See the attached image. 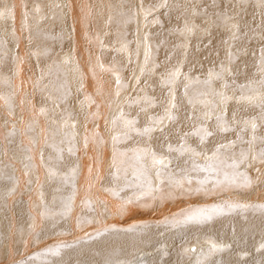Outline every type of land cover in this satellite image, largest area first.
Wrapping results in <instances>:
<instances>
[{
    "label": "bare ground",
    "instance_id": "1",
    "mask_svg": "<svg viewBox=\"0 0 264 264\" xmlns=\"http://www.w3.org/2000/svg\"><path fill=\"white\" fill-rule=\"evenodd\" d=\"M156 1L158 4L154 7L159 9V13L156 21H152L145 32L142 30L143 26L138 25L137 33L135 23L134 28L128 27L126 31L117 29L119 31L116 32L119 36H124L126 32L129 34L133 30V40L119 38L112 42L109 37L113 31L108 26V19L112 15L107 11V0L100 1L105 5L101 9L104 23L101 30L95 27L96 24H92L94 22L91 15L88 17L84 13L88 0H57L59 10H56L55 1H51L50 7L54 8V12L45 11L46 15L42 16L32 12L40 8L39 0H0L3 2L0 5L2 24L12 25L11 29L16 28V32L19 31L20 34L23 33L22 29L25 30L24 38L22 36L15 47L11 46L4 52V46H1L3 44L0 45V92L8 94L9 98L8 113L5 116L9 121L0 123V156L4 157L0 160V264H264V185L259 182L253 184L251 177L235 170L230 172L222 169L221 162L215 168L211 166L215 161L225 160L221 144L226 143L229 148L231 142L234 146L239 141L240 151L251 147L250 157L246 160L251 161L253 158V161L263 163L264 159L260 157H264V142L261 143L264 140V105L261 104L264 98L253 105L254 99L243 94L244 85L256 88V93H259L258 87L263 85V81L261 77H257L258 72L251 77H239L237 88H226L228 80L235 76L228 77L223 71L224 67H221V43L226 46L228 36L221 32L213 34L212 23L202 21L203 18L212 17L209 16L211 14L205 15L203 10L227 12L228 28L235 31L234 36L238 39L244 37L241 42L250 43L251 39L246 32L253 28L258 11L264 8V0ZM152 8L144 9L150 11ZM235 15L238 16L240 29H237L233 21ZM35 17L40 21L35 22ZM126 21L130 23L128 19ZM33 23L41 30L44 25H48L39 33L32 32L42 42L41 45L36 42L38 48L33 53L45 50L55 62H58L59 57L69 55V59L63 61L68 65L62 63L61 67L63 65L70 68L73 73L70 82L75 84V87L71 85L74 94L69 93L67 81H55L64 87L63 101L73 104L76 108L75 117H78L73 126L74 142L69 139L66 144L63 143L65 150H51L47 146L43 162L47 165V173H51L50 177L57 179L51 178V182L46 185L43 182L44 169L34 152L28 156L23 155L30 159L24 169L21 164H5L9 156L5 151L4 126L13 120L14 91L19 95L30 86L33 77L28 73L33 67L27 59L30 52L28 50V55L25 50L30 47L26 45L25 32ZM180 30L182 48L180 50L177 46L179 53L175 57L172 49L177 43ZM114 33L115 31L113 35ZM148 38L156 44L160 61H170L167 71L172 72L170 81L165 83L168 93L155 89L159 99L157 108L159 105L164 111L161 116L167 114L165 125L161 131L152 130L150 133L146 132L153 125L150 118L144 112V116L137 112L141 103L150 100L146 96L141 97L142 95L133 98L137 90L131 95L132 87L139 83L141 73L136 65L140 66L141 60L143 61L146 48L149 47ZM118 45H125L129 52L124 56L126 49L122 48L119 55L116 48ZM61 47L64 52L54 57V51ZM260 49L258 45L253 50L247 46L240 49L239 53L249 59L245 65L258 61ZM113 58H120L118 65L121 70L126 59L124 73L114 66ZM137 58L140 62L138 64ZM227 70L230 72L235 69L228 67ZM47 71L42 76L45 77ZM120 79L121 81L116 82ZM6 80L9 81V87ZM198 81H206L208 84V87H203L202 95L196 90L198 86L189 89L190 83ZM127 84L129 90H123ZM105 88L109 89V93ZM223 92L226 96L229 94L230 103H224V107H221ZM111 95L118 97L114 100L115 107L118 108L116 118L123 116V112H137L138 122L133 121L132 130L136 132L138 141L128 148V144H120L124 135H120L119 131L118 135L121 137L113 142L111 149V136L104 132V128L101 136L97 132L98 127L93 128L96 124L107 125L105 100H109ZM32 108L35 109L34 106ZM224 112L228 113L223 117L229 118V123L221 118ZM87 120L95 122L87 124ZM18 121L13 124L16 133L11 132L14 142L10 143L11 147L18 149L16 152L25 148L19 147L20 144H26L25 127H34L25 118H19ZM146 125L148 127L145 130ZM183 125L184 128H181ZM223 126L230 129L231 133H222L219 128ZM9 129L11 130L10 127ZM79 130L86 135L84 139L88 147L84 151L83 143H78L79 139L83 140L79 136ZM42 134L39 130L40 142ZM18 135L22 136L21 139ZM203 145L205 146L201 148ZM111 150L122 158L126 157V161L135 158L137 153L147 151L150 157L148 163L152 162L147 165L149 167L142 164L134 168L145 171L149 168L153 175L148 174L147 179L136 178L137 180H131L132 185H128L127 179H123V171L121 175L118 174L120 181L116 179L112 183V178L103 173L107 163L104 159ZM241 152L239 158L243 159L246 153ZM259 152L260 157H256ZM50 155L55 158L54 166L47 162ZM77 163L85 169L78 179V176L73 177L76 170L73 167ZM27 166L31 169L27 170ZM187 171L193 173L192 181L188 179ZM167 173L174 176L168 180L161 178ZM88 174L91 177L89 182ZM103 174L102 182H111L106 186V191L102 189L103 186H99ZM119 182L126 184L120 186L117 184ZM221 188H225L226 193L221 192ZM193 189L196 193L204 194V198L209 196L207 199L201 198V203L195 208H206L211 215L210 219L190 220L186 216L189 209L176 218L163 220L159 217L162 211L171 207L159 209L166 206L167 199L174 200L176 196L179 197V193ZM84 194L89 201L90 197L93 198V209L81 207L78 211L74 210ZM115 197L121 202L113 201ZM212 197H222L223 200L207 202ZM118 206L125 207L124 214L120 213L122 211ZM139 206L148 207L149 210L140 211L136 209ZM163 221V225L157 224ZM70 232H73L71 236ZM17 234L19 235L16 236ZM203 242L205 246L202 247ZM37 246V249H33Z\"/></svg>",
    "mask_w": 264,
    "mask_h": 264
},
{
    "label": "rangeland",
    "instance_id": "2",
    "mask_svg": "<svg viewBox=\"0 0 264 264\" xmlns=\"http://www.w3.org/2000/svg\"><path fill=\"white\" fill-rule=\"evenodd\" d=\"M51 1L52 2L55 1L56 10H59L60 5L57 4V0H54V1L53 0H39L40 8H38L37 10H35V9L32 10L33 14H35V15L37 14L39 16H42V15H46L45 11L54 12V8L50 7ZM100 1L103 2V0H88V4L86 7L87 10H85L84 13H86V15L88 17H90V15H91L92 19L91 18L90 19L93 20V22H94L92 24H94V25L96 24L95 27L97 29L101 30V28H103V26H104V23L102 21V16H101L103 11L101 13V9L103 7H105V5H102ZM107 3H108V6H106L107 11L109 14L112 15L111 18L108 19V26L110 28H112V29H110L111 31H113V32L115 31L114 35H113V32H112V34H110L111 36L108 35V36H110L109 39H110V41L112 40V42H115V40H117L119 38L120 39L124 38V39H128V40L129 39L133 40L132 39L133 38V35H132L133 30H131V33L128 31L129 34H127V32H126L124 34V36H119L118 35L119 33L117 34L116 32L119 30H122V29H123L122 31H124V30L126 31L128 27L134 28L135 23H136L135 29H136L137 33L139 32L138 25L140 27L143 26L142 30L145 32L147 26L150 23H152V21L153 22L156 21V16L159 13V12H157V11H159V9L154 7L155 5L158 4V1H156V0H107ZM216 3H218V2H216ZM1 4H3V2H0V5ZM148 7L149 8L153 7V8L149 11V10H146V9H148ZM144 8H146V9H144ZM202 12L205 15L211 14V15H209V16H212L211 18H203L202 21H203V23H208V22L212 23V26L214 27L213 34H217V33L221 32V34L226 33L228 36V43L226 44V46L221 43V53H222L221 54V67H224L223 71L227 73L228 77L230 75H235V76H233L231 80H228L226 88L230 89L229 86L237 88V83H240L238 80L239 77H243V76L251 77V76L255 75L254 73L257 74L258 72H260L257 77H261V80L263 81V85L261 87L260 86L258 87L260 90L259 93H256V88H250V87H246L244 85L243 86V88H244L243 94L244 95L246 94L247 96L250 95V97H252L254 99L253 105H255L257 103V100L262 101V99L264 98V8L261 9L260 11H258V14L255 18L254 26L251 29V31L246 32L248 34L249 38L251 39L250 43L241 42L244 40V37L241 40L238 39V37L234 36L235 31H232L230 28H228V24H227L228 19L226 18V14H228L227 12L223 13V12H218L215 10H203ZM230 12H231V10H230ZM95 15H97V16H95ZM202 16L205 17L204 15H202ZM94 17H96V18H94ZM241 18L243 20H245L242 16H241ZM46 19H48V17ZM51 19H53V17H51ZM56 19H58V18H56ZM127 19H128V22H130L129 24L126 21ZM237 19H238V16L235 15L233 18V21H234L237 29H240V28H238L239 22ZM34 20H35V22L40 21V19L38 17H35ZM1 21H2V19L0 17V45H1V43L3 44L1 46L2 47L4 46L3 50L5 52V51L9 50L11 48V46H14V45L16 46L19 44V42L21 41L20 38H22V36L24 35L25 30L22 29V32H23L22 34H20L18 31V33H19V35H18V33L16 32V28H15V30L11 29L12 25L2 24ZM25 22H27V18H25ZM99 22H100V24H99ZM104 22L106 23V17L104 18ZM25 24L26 23H24V26H25ZM47 26H48L47 24L44 25L42 30H41L40 28L37 29L36 28L37 26L33 23L29 27V30H26V32H25V35L27 37V44L26 45L30 46V47L25 49L26 53L28 55L30 52V57L28 56L27 59L31 62V64L33 66L29 69L28 73L30 75H33V77L31 79L30 86H28V88H25L24 90H22L19 93V95L16 93V91H14L15 94H14V98L12 100L14 111L13 112L11 111L13 113V120L10 121L9 124L6 123L7 126H4L5 138H6V142H5L6 149H5V151H6L7 156H9V159H6L5 164H9V163H17L19 165L21 164L22 169H24V168H26V165L29 164L28 162H30V159L28 157L25 158L24 156H28V155H30L31 152H34V155H36L38 158L39 164H41L43 169H44V173H45L44 177L45 178H44L43 182L45 185L49 184L51 182V178L57 179L55 177H50L51 173L50 174L47 173V169H48L46 167L47 165H44L45 163L43 162V157L46 155V153L48 151L47 146H49V148L51 150L64 149L63 143L66 144L69 139H72L74 142L75 136H74L73 126L75 125L74 120H76L78 118V117L77 118L75 117L74 113H75L76 108L73 107V104L70 101H67V102L63 101L64 100L63 99L64 87L61 85V83H58L55 81V80L63 81V82L67 81V86L69 84V89H68L69 93L74 94V90H73V87H71V85H74V87H75V84L70 82V81H72L71 76L73 73L71 72L70 68H65V66H63V65L61 67V64L63 63V61L65 59H69V55H66V57L64 56L62 58L59 57L58 62H55L52 59L53 57L51 55H47L50 53H46L45 50H41L40 46H39V49L41 51L38 53H33L38 48L36 42L38 41L39 44L42 43L40 38H38L37 36H34L33 33L34 32L39 33L41 31H43V29H46ZM79 26H81V23ZM186 26H188V25H186ZM117 29H119V30H117ZM126 35L130 38L126 37ZM178 35H179V37L177 39V43H176L175 47L172 49V52H173L175 57L179 53L177 50V46L180 48V50L182 48L183 38L181 36V30L178 32ZM23 38H24V36H23ZM211 40H213V39H210V41ZM229 41H230V43H229ZM257 45L260 46V48H261L259 51L258 58H257L258 61L253 62V63H247V65H245L249 59L246 58L244 55L239 53L240 49H243V47L247 46L253 50ZM148 46L149 47L146 48V53L143 57V61L141 60L140 66L136 65V67H139V69H140L139 72L141 73V76L138 77L139 83L137 86L132 87V89H131L132 93L131 92L130 93L132 95L133 92L135 90H137L133 98H136L138 95H139V97H140V95H142L141 97L146 96L149 98L150 101H148V99H147L146 103L140 104V108H137V112H140L143 116H144V114L142 112H144L150 118L151 125L153 124L151 126V130H146L148 126L147 125L145 126L146 132L150 133V131H152V130L161 131L165 125V120L167 119V114H165L164 116H161V115H163L164 111L160 109L159 105L157 108V104H158L157 102H159V99L156 95L155 89H159V90L163 91L164 93L165 92L168 93L165 83L170 81L171 77H169V76L172 74V72L167 71V66H168V64H170V61L169 62L160 61V58H159L160 52L157 53L156 44H154L149 38H148ZM116 48H117L118 53L120 55V53H121L120 49L125 48V45H124V47H121L120 45H118ZM28 50H29V52H28ZM66 51H68V50H66ZM62 52H64L63 48L62 47L58 48L54 51L55 54L53 56L56 57V54H60ZM127 52H129V51L126 49L124 56L126 55ZM119 59L120 58H118V59L113 58L112 63H114V66L120 72L124 73V71L126 69L125 68L126 59L124 60V65H123L122 70H121L120 66L118 65V64H120V62L118 61ZM128 61L130 62V60H128ZM138 63H140V62L138 61V58H137L136 64H138ZM63 64H67V63L65 62ZM240 66H241V69H240ZM228 67H231L232 70L235 69L236 71L233 70V71L228 72V70H227ZM46 70H48V71L44 77L42 75L46 72ZM68 71H69V73H68ZM197 73H199V71H197ZM228 73H231V74H228ZM129 79H131V78H129ZM119 81H121V79L117 80L116 82H119ZM221 82H222V80H221ZM6 83L9 87V85H10L9 81L6 80ZM190 86L191 87L189 89H191L194 86H198V87H196V90L198 93H200V95H202L203 87H206V86L208 87V84L206 81H203V82L198 81V82L190 83ZM127 87H128V84L126 85V88L123 87L122 89L123 90H125V89L129 90V89H127ZM105 89L109 93V89H107V88H105ZM254 90H255V92H254ZM79 92H81V90H79ZM198 93L194 92L195 95H198ZM131 97L132 96H130V99H131ZM37 98L39 99L38 102H37ZM116 98H118V97H116L115 95H111V98L109 97V100H105V104L107 105L106 111L108 114L107 125L103 124V126H102V124H96L97 126L94 125L93 128L98 127L97 132L100 134V136L103 135V128L106 130V131L104 130V132L107 135L111 136V138H112L111 146H110L111 149L114 145L113 142L118 141V139L121 137L118 135V133L120 132V135H124V136L121 138L122 141H119V142L123 146H124V144H128V146H127V148H128L135 141H138L136 132H134L132 130L133 121L137 120V122H138L137 112L136 113L123 112V116H119L118 118H116L115 113H117L116 111L118 110V108L115 107L116 103L114 100ZM152 98L154 100H152ZM221 100L223 101V103H221V107H224V103H226V105H228L230 103L229 94L226 96L223 92L221 95ZM0 101H1V104H0V123L4 124V120L7 122L9 121V119L5 118L6 114L8 113V104H9L8 103V101H9L8 94H6V93L2 94L0 92ZM132 103H134V101ZM261 104L264 105V102H261ZM32 106H34L35 109H33ZM216 108H217V106H216ZM224 109L226 110L227 106H225ZM227 114L228 113L224 112L223 114H221V118H224L223 116H225ZM19 118H25L27 121L30 120L32 122L31 125L34 126V127H30V126L25 127L26 132H27V139H26L25 145L20 144L19 147H25L23 151H19L20 153L16 152L18 149H16L15 147H11L12 145L10 144V143L13 144V142H14L13 136L11 135V132L16 133V130L14 128L15 125H13V124H17L19 122L18 121ZM224 119H225L224 122L229 123V118L226 117ZM94 122L95 121L87 120V124H90V123L92 124ZM111 124H112V126H110ZM114 124H115V129H113ZM104 126H106V127H104ZM184 126L185 125L181 126V128H184ZM9 127L11 128V130L9 129ZM39 130H41L43 133L42 134L43 137H42L41 142L39 141ZM116 130H117V133H116ZM219 130L222 133H225V132H227L229 134L231 133L230 129H227L226 126L219 128ZM79 136L81 138H83V140L79 139L78 143H79V145H81V143H83L84 146L82 145L83 146L82 149L84 151V148L88 147V145L86 144V141L84 139L86 135L84 132H82V130H79ZM21 137L18 135L19 139H21ZM68 137H70V138H68ZM263 142H264V140H262L261 143H263ZM240 143H241V141H239L238 145L236 144L233 146V144L231 142V146L229 148H228V145L226 143H224L226 145V147L224 144H221L222 147L224 146L223 148L221 147V151L222 150L224 151V152H222V154H223L222 156L225 160L220 159V161H215L211 166H213L215 168L217 165H220V162H221L222 169L228 170L230 172L235 170L237 173H240V174L242 173L243 175H245L248 178L251 177L250 179L253 180V184H256V182L257 183L259 182V184L263 186L264 185V166H263L264 161H263V163H259L258 161H253L254 159L251 158L250 160L253 162L250 163L251 161H249V159L248 160H246V159L250 157L249 152H251V147L242 149L241 150L243 152L242 153L240 151ZM85 144H86V146H85ZM185 144H187V142ZM204 146L205 145L200 146V147L203 148ZM259 148L260 147H258V149ZM149 150H150V148H149ZM73 152H74V149L71 150V153H73ZM146 152L147 151H142L141 153H137L134 156L135 158H133L132 160L126 161L127 160L126 157L122 158L121 156H118L116 153H114V151L111 150L108 153V157H106L104 159V161L107 163H105V168H104L103 173L105 174V176L107 175L108 177L112 178V179H110V180H112V183H114L116 181V179H117V181H120L118 174L121 175V173L123 171H124L123 179H127L128 185H132L131 180H135L136 178L147 179L148 174L153 175L152 170H150L149 168L146 171L145 170H135V168H134L135 166H141L142 164L147 166L148 164L152 163V162L148 163V161L150 160V157H149V154ZM240 152L242 154L246 153V156L243 157V159L239 158ZM15 153H19V154H17V156H16ZM259 154H260V152L258 153V155L256 157H260ZM218 155H220V154H218ZM251 155H254V154H251ZM50 156L51 157H49V160L47 162H49L50 165L54 166L53 161L55 160V158L52 155H50ZM16 157L18 158V160ZM236 157H237V159H236ZM2 158L4 159L3 156H0V160H2ZM53 158H54V160H53ZM196 158H198V157H196ZM260 158L262 160L264 159V157H260ZM255 159H257V158H255ZM241 160H243V161H241ZM247 164H249V165H247ZM229 166H231L230 167L231 169L229 168ZM27 167H28L27 170L31 169L30 166H27ZM117 167H118V169L119 168L120 169L117 170ZM147 167H149V166H147ZM224 167H226V168H224ZM7 168L10 169L9 167H7ZM73 168L77 170V171L75 170L73 173V177L78 176L77 179L80 178L81 175H83L81 173L85 172V169L83 168L82 165H80V163H77L76 165L74 164ZM104 174H103L102 179L99 182V186L104 187V188L101 187L102 189H105L106 186L110 185V183H111V182L109 183L107 181L102 182L104 180L103 179ZM24 175H25V173H24ZM186 175H187L189 180H191L192 177H194L193 173L190 171H187ZM254 175H255V177H254ZM172 176H174V175L171 173H167L161 178H163L164 180H168ZM90 178H91L90 174H88L87 175V182H89ZM257 178H260V179L258 180ZM85 180H86V178L83 180V182H85ZM129 181H131V182L129 183ZM178 181L179 180H177V182ZM76 183H77V181H76ZM121 183L122 182H119L117 184H119L120 186H124L126 184V183L125 184H121ZM195 184H196V181H195ZM105 191H106V189H105ZM194 191L195 190L193 189L192 191L179 193V197L176 196L175 197L176 199H174V200H171L172 198L167 199L166 200L167 201L166 206H161V208L159 207V209L164 210V208H168L169 206H171V207L166 209V211H162L161 214L159 215V217L163 220H165L166 218H176L179 215L186 213L187 209H194L195 207H197L201 203L200 201H202V199L209 198V196H205L206 198H204V196H203L204 194H201L200 192L196 193ZM221 192L226 193V189L221 188ZM25 193H26V189H25ZM184 194L189 195V197L187 195H184ZM84 195H85L84 198L80 201V203L78 204V207L77 206L74 207V210L76 209V211H78V209H80L81 207L93 209V206H92V202H93L92 199L93 198L90 197V201H89L88 199H86L87 195L86 194H84ZM21 197H24V195L21 194ZM142 197H144V196H142ZM142 197H140V198H142ZM116 198L117 197L113 198L112 200L117 202V203H120L121 200L119 198L116 200ZM221 198L222 197H220V198L212 197L207 202L216 201V199L219 201L220 200L222 201L223 198L222 199ZM190 204H191V206H190ZM7 206H9V205H7ZM118 208H119V206H118ZM124 208L123 207L119 208L122 211V212H120L121 214H124V212H123ZM147 208L148 207L144 208L142 206H139L136 209L145 212V211L149 210ZM143 209H145V210H143ZM155 212L156 211H154V213ZM157 212H160V211H157ZM187 212H188V210H187ZM161 223L164 224L165 221L159 222V223L157 222L158 225L159 224L163 225ZM72 233L73 232H70L69 235L71 236ZM18 235L19 234H17L16 236H18ZM70 240H73V239H70ZM34 242H36V240H34ZM203 246H205V242H203L202 247ZM38 247L39 246H37L33 249H37ZM140 249H143V248H140Z\"/></svg>",
    "mask_w": 264,
    "mask_h": 264
},
{
    "label": "snow or ice",
    "instance_id": "3",
    "mask_svg": "<svg viewBox=\"0 0 264 264\" xmlns=\"http://www.w3.org/2000/svg\"><path fill=\"white\" fill-rule=\"evenodd\" d=\"M253 128H255V125H253ZM206 134L211 135V133H206ZM186 216L190 220H195L200 218H206V219L211 218V215L209 214L206 208L189 209L188 212L186 213Z\"/></svg>",
    "mask_w": 264,
    "mask_h": 264
}]
</instances>
